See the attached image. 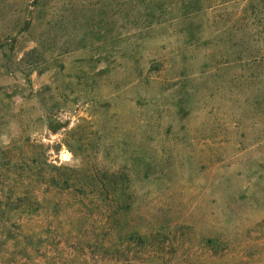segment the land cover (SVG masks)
<instances>
[{
    "label": "rangeland",
    "instance_id": "1",
    "mask_svg": "<svg viewBox=\"0 0 264 264\" xmlns=\"http://www.w3.org/2000/svg\"><path fill=\"white\" fill-rule=\"evenodd\" d=\"M0 264H264V0H0Z\"/></svg>",
    "mask_w": 264,
    "mask_h": 264
},
{
    "label": "trees",
    "instance_id": "2",
    "mask_svg": "<svg viewBox=\"0 0 264 264\" xmlns=\"http://www.w3.org/2000/svg\"><path fill=\"white\" fill-rule=\"evenodd\" d=\"M55 169L56 170H59V168H57V167H55ZM91 176H93V175H91ZM109 176H111V177H113L114 175H109ZM61 178H62V175H61ZM55 183L57 184V185H59V182L56 180L55 181ZM64 185H65V187L66 188H72L73 190H76L77 192H83V187H77V184L76 183H73L72 185H69L68 184V181H65V182H62ZM99 186V185H98ZM100 188H101V192H103V194L106 196V197H108V198H110V199H112L113 198V196H114V192L115 191H111L110 189H107V188H111V186H109V185H107L106 183H104V184H101L100 185ZM112 194V197L110 196Z\"/></svg>",
    "mask_w": 264,
    "mask_h": 264
}]
</instances>
